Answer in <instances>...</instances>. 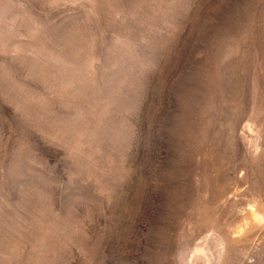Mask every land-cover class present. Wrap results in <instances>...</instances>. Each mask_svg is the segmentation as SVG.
Here are the masks:
<instances>
[{
    "label": "rangeland",
    "instance_id": "rangeland-1",
    "mask_svg": "<svg viewBox=\"0 0 264 264\" xmlns=\"http://www.w3.org/2000/svg\"><path fill=\"white\" fill-rule=\"evenodd\" d=\"M0 264H264V0H0Z\"/></svg>",
    "mask_w": 264,
    "mask_h": 264
}]
</instances>
